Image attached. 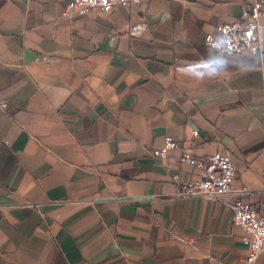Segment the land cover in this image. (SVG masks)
Wrapping results in <instances>:
<instances>
[{"label": "crops", "instance_id": "0c3cea01", "mask_svg": "<svg viewBox=\"0 0 264 264\" xmlns=\"http://www.w3.org/2000/svg\"><path fill=\"white\" fill-rule=\"evenodd\" d=\"M70 2L0 0V264H242L233 196L176 197L172 177L228 155L264 217V51L206 45L250 0ZM210 58L218 74H190ZM166 137L181 147L156 158Z\"/></svg>", "mask_w": 264, "mask_h": 264}, {"label": "built area", "instance_id": "2783aa9c", "mask_svg": "<svg viewBox=\"0 0 264 264\" xmlns=\"http://www.w3.org/2000/svg\"><path fill=\"white\" fill-rule=\"evenodd\" d=\"M140 0H71L67 11L79 10L86 15L92 11L111 12L118 6H134ZM264 10V0H250L248 10L241 19L233 23H226L218 28V35L207 34L206 45L210 49L225 55H235L247 52L251 55L263 57L264 35L261 25V17ZM136 33L139 29H134ZM134 32V33H135ZM7 103L0 101V110L7 108ZM194 137L198 132L194 131ZM180 143L166 137L164 148L154 151L153 155L159 159L168 157V152L179 150ZM180 163L188 164L203 173L196 182H180L178 175H173L172 180L176 187V197L199 198L209 202H220L227 195L233 197L225 203L232 212V220L235 226L245 230L249 237L243 239L249 252L242 264H254L257 258L264 252V217L257 214L256 210L246 201L247 189H232V183L236 179V169L228 155L217 153L204 159H195L183 155Z\"/></svg>", "mask_w": 264, "mask_h": 264}, {"label": "clouds", "instance_id": "9594fccd", "mask_svg": "<svg viewBox=\"0 0 264 264\" xmlns=\"http://www.w3.org/2000/svg\"><path fill=\"white\" fill-rule=\"evenodd\" d=\"M222 62L218 58H210L207 61L202 62L200 71H194L190 73L191 75L197 77V78H203L205 76H214L218 74L219 71V65Z\"/></svg>", "mask_w": 264, "mask_h": 264}]
</instances>
